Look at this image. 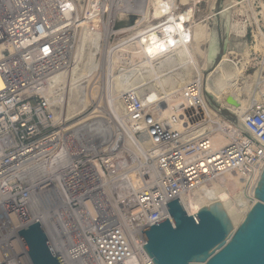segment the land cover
<instances>
[{"label":"built area","instance_id":"obj_1","mask_svg":"<svg viewBox=\"0 0 264 264\" xmlns=\"http://www.w3.org/2000/svg\"><path fill=\"white\" fill-rule=\"evenodd\" d=\"M116 2L138 13L144 0ZM103 3L0 0V264H32L18 231L37 221L61 264H153L141 230L171 221L166 203L178 197L187 211L182 198L215 179L232 173L249 188L264 168V49L262 75L252 80L262 98H251L240 118L233 113L237 120L216 117L223 141L198 133L207 116L194 84L162 121L167 127L151 128L138 100L118 97L107 108L104 91L94 98L92 89L106 85L108 55L125 53L124 34L172 20L176 0H161L169 8L145 27L110 18ZM86 30L94 74L89 85L73 81L80 95L69 106L65 83L53 93L49 81L77 65Z\"/></svg>","mask_w":264,"mask_h":264},{"label":"rangeland","instance_id":"obj_2","mask_svg":"<svg viewBox=\"0 0 264 264\" xmlns=\"http://www.w3.org/2000/svg\"><path fill=\"white\" fill-rule=\"evenodd\" d=\"M226 1L228 0H214V1L176 0V3H172L175 7H172V9H170L171 13L169 14L175 17L177 14H181L185 12L190 19L189 24L191 25L193 31L196 23L203 24L208 28L209 31L208 36L204 38L203 43L200 44L198 46L199 48H197L196 50L197 52L201 53L202 50L204 49L207 55L211 40L214 39L215 42H217L218 50H219L213 62L214 67L206 66L207 68L204 69L205 67H203L202 64L204 63L202 59L203 53L202 54L197 53L196 50H194L196 53L194 51H193L194 54L192 53L194 58L197 59V60L195 59L196 61L194 62H193L194 59L191 58L193 57L191 56L192 54L187 55V52L184 53L186 57L182 55L183 60L182 59L179 60L178 59L179 57H177V55L171 54L169 55V57L168 56L164 58L162 57L160 60L154 61L153 63L149 62L150 61L149 58L148 59L145 58L144 60L143 58H141L142 57L141 55L134 56L131 53L132 51L129 46L130 42L127 40L125 34L124 35V37L126 38L125 53L121 54L120 56L118 53L116 55L114 54L112 55L111 52L110 55H108L107 57L109 59V60L107 59L108 72L105 73L106 77H104L102 74L104 82H106V85L107 84L108 85L107 86L105 85L104 87L99 86L96 89H93L94 98L96 95H98L99 98L101 92L104 91L103 95L106 98V100L110 99L109 101H111L107 105V108H111V105L114 104L115 99L116 100L118 99V96L124 97L126 98V100L136 99L141 103V99H142L141 97H145L147 94H149L152 91H157L160 93L159 96H164V97L167 96V98L169 99V106L167 109L168 111H166L167 115L162 117V114H159L161 113L160 111L161 103L158 102L157 100H153L152 102L150 101L151 104H149L150 102H148L147 103L148 105L142 104V108L138 111L141 121L143 122L145 121L144 123L146 124L151 123V128H156L158 127V124L160 122H158L157 124L156 123L157 121L154 122L153 119L156 117L157 118L160 117L159 120L160 119L166 120V118L171 113V111L175 110V106L177 105V102L181 101L182 103L181 97L183 94V90L187 88L190 84H194L196 92L198 91L205 99L204 105L206 107L204 109L205 110L208 109L210 111L212 110L211 112L214 115L213 116L214 118L212 117L210 121L209 119L211 118L212 115L207 110V114H209L210 117H208V115L206 114L207 122L205 120L203 123H205V125L206 124L208 125H206L207 128H205V125L202 124L201 128L202 130H204L203 133L206 134V136L212 133V136L214 137L216 133L217 139L219 138L218 139L219 141L222 140L224 136L221 133H217L218 128H216L214 125L215 120L219 117H225V119L228 120H237L238 116L236 117V115H234L231 111H229L224 107H221L218 103H216L213 99H211V97L208 94L204 92V87L207 84L206 81H209V79L211 80L212 78V77L208 78L209 73L213 70V68L217 66L216 63L218 64L222 61L224 54L228 53V57H227L228 61L226 62L225 67L228 69L230 68L232 71L236 69V71H234V75L231 77L234 86H237L238 89L241 88L242 95L245 97L248 96L247 98L249 99L254 98V96L256 99H261L262 98L261 92H259V89L256 88V83L252 80L254 76L258 77L260 73L262 75L261 61L263 57L262 50L264 49L263 48L264 47V3H260L263 0H248V2L245 0L243 1L237 0L236 3H231V4H228V2ZM225 2L227 3V5L225 4ZM97 4L98 6H100V3ZM105 4L110 14L109 17L116 19L123 15V17L125 18L126 25H133L134 20H138L139 22H141L142 27H145L146 24L150 21V19L155 18L154 16H152L153 4L149 3V0L148 1L144 0L142 10L141 12L138 13L133 12L128 6V3H125L123 8H119L117 2L113 4L109 3V0L108 3H103V5ZM228 9H230V11ZM230 22L234 24L236 28L229 30L230 29L229 26L231 24ZM243 28L244 31L241 30ZM239 30L241 31L239 32ZM233 31H235L236 33ZM85 32L89 33V30H86ZM237 32L240 33L239 36L241 37H237L238 36ZM86 33L84 35V38L88 36L86 35ZM260 40L263 41L262 44ZM85 46L86 48H88L87 43L85 44ZM117 47H119V45H117ZM199 54L201 56H199ZM113 60H115V62ZM196 64L199 65L197 66ZM113 65H114L113 69L110 70ZM79 76L82 77V79L85 78L82 75H76L75 77L78 78ZM111 84H113L112 87ZM125 86H127V88ZM121 87L123 88L122 90ZM117 88L120 89L117 90ZM123 90L126 91L124 92ZM113 91L116 94H113L112 93ZM244 91L247 94V96L245 95V93L243 94ZM113 95L116 96L114 97ZM250 102L251 101H249V105ZM164 103L166 104L167 102L165 101ZM181 103L178 102V104ZM81 110H83V108H81ZM215 115L217 117L216 119H215ZM136 118L138 119V117ZM212 136L211 135L207 136V138L210 137L211 140H216V139H212ZM126 143L128 145H132L129 138L126 139ZM238 189H239L238 186H235L233 189L229 190V196L232 198V200H234V196L236 195L235 193L238 192ZM230 193L233 195H230Z\"/></svg>","mask_w":264,"mask_h":264},{"label":"bare ground","instance_id":"obj_3","mask_svg":"<svg viewBox=\"0 0 264 264\" xmlns=\"http://www.w3.org/2000/svg\"><path fill=\"white\" fill-rule=\"evenodd\" d=\"M212 1H214V0H212ZM232 1L237 2V0H232ZM232 1L228 0L226 2H228V4H231ZM152 2H154L152 5L153 6L152 7V16H154L155 18L156 17L161 18L162 15L165 13V11L169 8V6H168L169 4L168 3H166V4L161 3V0H152ZM226 2H225V4L227 5ZM211 3H213V2H211ZM173 7H175V6L173 5ZM230 9H231V7H230ZM230 9H228V10L230 11ZM189 20L190 19H189L188 15L184 12L181 14H177L175 16V18H173L170 21L167 20L164 22H160L159 25H157L155 27H150V28H148L146 30H142V31H140V28L136 27V28H134V30H131V32H127L128 34L126 33V35L125 34L124 35L126 37L129 35L133 36V34L136 32V34L138 35V39L136 40V42H131V40H128L130 42L129 46H131V48L139 49L141 51V56H142L141 58H143L144 60H145V58L146 59L149 58L150 59L149 62L153 63L154 61L160 60L162 57L163 58L166 56L169 57V55H171L172 52H174V55H177V57H179L178 58L179 60L180 59L183 60V56L186 57L184 55V53L187 52V55L192 54L194 50L199 48L198 46L203 43L204 38L206 36H208V33H209L208 28L205 25L200 24V23H196L195 27L193 26L194 24L192 25L194 27V31H193L192 29H190L191 27L189 26V23H188ZM229 27H230L229 30L236 28L234 26V24H232V23L230 24ZM241 30L244 31V28ZM241 30H239V32ZM233 32H235V31H233ZM231 33H232V31H231ZM239 34L240 33H238L237 37H241V36H239ZM86 35H88V33H86ZM261 40H263V39H261ZM184 41H187L186 42L187 46L181 47V45L184 44ZM88 42H89V37L88 36L86 38L83 37V43H88ZM262 42L263 41H261V44H262ZM81 46L79 47V54L81 55V57H80V55L77 57L78 59L80 57V60L78 61L79 63L77 62V65L75 64L73 66V69L67 73L62 72V73L55 74L49 81L50 82V89H51L50 92H53V93L59 92V90H61V86L63 85V83H65L66 92L68 93L67 99H68L69 106H75L77 103L78 97L80 95V93L78 92L80 83L76 87L73 85L74 84L73 81L75 80L74 78H76L75 76L76 75H82L83 77H85L84 80H82L84 85H87V84L89 85L92 78H93V74H94V71L92 68V66H93L92 64H94V62H95L93 60L94 51H92V50L89 51L88 48H86L85 44L81 45ZM218 51H219L218 45L214 39L211 40L207 55H206V52L204 51V49L202 50L201 53L197 52V50H196L197 53H200V54L203 53L202 59H203L204 63H202V64H203V67H205L204 69L207 68L206 66H213V62H214L216 55L218 54ZM193 54L191 56H193ZM200 54H199V56H201ZM0 55H1V53H0ZM112 55H113V53H112ZM227 57H228V53L224 54L222 61L218 64L216 63L217 66L215 65L216 66L215 68H213L214 66L212 67L213 70L209 73V77H208V78H210V77H212V78H211V80L209 79V81H206L207 82V84L205 83L206 85L204 84L205 85L204 92L206 94H208L211 97V99H213L221 107L229 109V111H231L232 113H235L240 118V114L249 106L250 99L247 98L248 96L245 93L246 90L243 92V94L245 93V95L247 97L242 95L241 88L238 89L237 86H234V84L232 82L233 80L231 79V77L234 75V71H236V69L234 68L235 70L232 71L230 68L228 69L225 67L226 62L228 61ZM191 58L194 59V60L192 59L193 62L197 60L196 58H194V56ZM113 61L115 62V60H113ZM201 62H199V63H201ZM196 65L198 66L199 64H196ZM113 67H114V65L111 67L110 70H112ZM198 70H200V69H198ZM106 72H108V71H106ZM237 72H238V70H237ZM111 73H112V71H111ZM197 74H198V71H197ZM111 77H112V75H111ZM200 77H201V75H200ZM79 79H82V77H80ZM111 81H112V78H111ZM113 81H114V79H113ZM112 86H113V84H111V87ZM125 87L127 88V86H125ZM94 89H96V88H94ZM111 89H113V88H111ZM118 89H120V88H117V90ZM122 89L123 88L121 87V90ZM245 89H247V88H245ZM101 90H102V88H101ZM248 90H249V88H248ZM89 91H91V85L89 86ZM95 91H97V90H95ZM160 92H162V91H160ZM112 93L116 94V93H114V91ZM170 93H172V92H170ZM92 94H93V89H92ZM159 94L160 93L157 91H152L149 94H147L145 97H141L142 98L141 103L147 104L150 101L152 102L153 100H157L158 102L161 103V105H160L161 106L160 107L161 113H159V114H162V117H163V116L167 115L166 111H168L167 109L169 106V99L167 98V96H165V97L159 96ZM167 94H169V93H167ZM106 95H107V93H106ZM113 96L115 97L116 95H113ZM227 96H232L237 101L238 104L237 105H231V104L227 103L226 102ZM114 97H111V98H114ZM118 97H120V96H118ZM173 97H175V96H173ZM115 101H116V99H115ZM165 101L167 102L166 104L164 103ZM109 102H111V101H109ZM151 102L149 104H151ZM178 102L181 103V101H178ZM178 102H177V105H180V104H178ZM81 105H82V103H81ZM205 107L206 106L204 105V108ZM207 110H205L206 114H207ZM208 111L212 115L211 118L209 119L211 121V119L214 115L211 112L212 110L211 111L208 110ZM207 115H208V117H210L209 114H207ZM178 116H179L178 118L180 119L181 116L180 115H178ZM156 118H154V119H156ZM159 118H157L156 120L153 119V121L154 122L157 121L156 122L157 124H158V122H160L159 123L160 126H162L163 128H166L167 127L166 123L162 122L163 119L159 120ZM215 119H216V115H215ZM179 122L182 123L183 121L179 120ZM206 122H207V119H206ZM153 123H152V125H153ZM202 124L205 125V123H202ZM202 124H201V126H202ZM206 125H208V124H206ZM206 125H205V128H207ZM201 126L198 129V133H203V131H204V130H202ZM203 128H204V126H203ZM194 134L197 135V133H194ZM213 134H214V132H213ZM210 135L212 136V133ZM210 135H207V136H210ZM188 137H189V139L194 138L192 135H189ZM208 138H210V137H208ZM212 139H217L216 133H215V137L212 136ZM210 140H211V138H210ZM222 140H220V141H222ZM255 185H256V183H255ZM255 185L252 183L251 186H249V188L245 187L242 189L240 181H238L232 173H226L223 176L219 177L218 179H215L212 182V185H209V188H207L203 192H201V191L196 192L191 201H187L186 197L182 198V201L184 202L185 207L189 213H195L204 205H210V204H213L215 202L220 201L221 206L225 210V212L227 213L229 219L231 220V222L233 224V227H236L244 219V217H245L248 209L250 208V206L256 201L254 194H253ZM234 186H238L239 189H238V192L235 193L236 195L234 196V200H232V198L229 196V190H231V188H234ZM230 195H233V194L230 193Z\"/></svg>","mask_w":264,"mask_h":264},{"label":"water","instance_id":"obj_4","mask_svg":"<svg viewBox=\"0 0 264 264\" xmlns=\"http://www.w3.org/2000/svg\"><path fill=\"white\" fill-rule=\"evenodd\" d=\"M226 102L238 104L232 96ZM253 194L256 201L236 227L220 201L190 215L175 197L165 204L171 221L141 230L142 247L153 264H264V168ZM18 234L32 264H61L38 221Z\"/></svg>","mask_w":264,"mask_h":264}]
</instances>
